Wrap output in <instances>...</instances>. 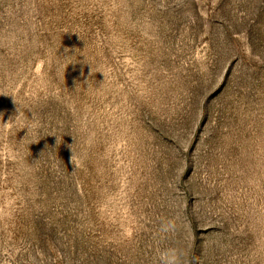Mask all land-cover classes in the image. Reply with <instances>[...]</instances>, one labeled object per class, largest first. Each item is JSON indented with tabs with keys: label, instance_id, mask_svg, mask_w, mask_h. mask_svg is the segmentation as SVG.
Masks as SVG:
<instances>
[{
	"label": "rangeland",
	"instance_id": "obj_1",
	"mask_svg": "<svg viewBox=\"0 0 264 264\" xmlns=\"http://www.w3.org/2000/svg\"><path fill=\"white\" fill-rule=\"evenodd\" d=\"M169 245L264 264V0H0V264Z\"/></svg>",
	"mask_w": 264,
	"mask_h": 264
},
{
	"label": "clouds",
	"instance_id": "obj_2",
	"mask_svg": "<svg viewBox=\"0 0 264 264\" xmlns=\"http://www.w3.org/2000/svg\"><path fill=\"white\" fill-rule=\"evenodd\" d=\"M179 230V225L175 218H169L161 222L159 231L167 237ZM184 251L178 246L169 245L160 249L157 255V264H184Z\"/></svg>",
	"mask_w": 264,
	"mask_h": 264
}]
</instances>
